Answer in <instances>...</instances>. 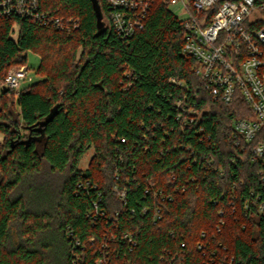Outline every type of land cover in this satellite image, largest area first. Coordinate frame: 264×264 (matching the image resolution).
Returning a JSON list of instances; mask_svg holds the SVG:
<instances>
[{"label": "trees", "instance_id": "1", "mask_svg": "<svg viewBox=\"0 0 264 264\" xmlns=\"http://www.w3.org/2000/svg\"><path fill=\"white\" fill-rule=\"evenodd\" d=\"M151 1L126 40L104 0L102 30L92 0H41L80 19L71 34L0 18V81L41 59L0 95V264H264L261 166L233 138L252 111L214 99L184 22Z\"/></svg>", "mask_w": 264, "mask_h": 264}, {"label": "built area", "instance_id": "2", "mask_svg": "<svg viewBox=\"0 0 264 264\" xmlns=\"http://www.w3.org/2000/svg\"><path fill=\"white\" fill-rule=\"evenodd\" d=\"M113 28L123 40L145 27L151 0H104ZM180 6L185 27L183 53L196 61L195 73L215 100L232 103L240 95L252 111L251 117L233 123V138L252 150V162L261 166L264 184V0H163ZM0 18L28 19L65 33L77 32L79 18L52 16L42 10L41 0H0ZM30 70L27 65L10 70L4 89L22 91ZM125 198V193L121 194ZM264 214V198L259 197ZM159 211L156 212V214Z\"/></svg>", "mask_w": 264, "mask_h": 264}, {"label": "rangeland", "instance_id": "3", "mask_svg": "<svg viewBox=\"0 0 264 264\" xmlns=\"http://www.w3.org/2000/svg\"><path fill=\"white\" fill-rule=\"evenodd\" d=\"M170 10L180 19H185L186 16L183 14V11L181 9L180 6H171L170 7ZM81 51V50H79ZM40 57L39 55H37L36 53L34 52H29L28 53V58H27V66L29 67V70H30V73H29V76H28V79L24 84V86H27L29 87L30 85L38 82L41 78L37 75V70L40 66ZM17 67H20L19 66H16L14 68H12L11 70L17 68ZM23 86V85H22ZM2 142V141H0ZM93 156V150H90L84 157V159L82 160L81 164H80V167L81 169L85 170L89 163H90V160Z\"/></svg>", "mask_w": 264, "mask_h": 264}, {"label": "water", "instance_id": "4", "mask_svg": "<svg viewBox=\"0 0 264 264\" xmlns=\"http://www.w3.org/2000/svg\"><path fill=\"white\" fill-rule=\"evenodd\" d=\"M96 9H97V16H98V24H99V29L102 30L103 28V20H102V15L100 13V11L98 10V6H97V0H92ZM4 92H7L6 89L3 90Z\"/></svg>", "mask_w": 264, "mask_h": 264}, {"label": "crops", "instance_id": "5", "mask_svg": "<svg viewBox=\"0 0 264 264\" xmlns=\"http://www.w3.org/2000/svg\"><path fill=\"white\" fill-rule=\"evenodd\" d=\"M26 81H27V80H26ZM26 81H25V82H26ZM25 82H24V83H25ZM25 88H27V86H24V84H23V86H22V90L25 89ZM3 139H4V136H3L2 134H0V141H3Z\"/></svg>", "mask_w": 264, "mask_h": 264}]
</instances>
